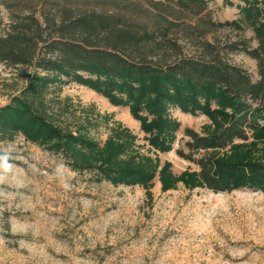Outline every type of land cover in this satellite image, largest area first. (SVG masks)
Listing matches in <instances>:
<instances>
[{
    "label": "trees",
    "instance_id": "16d2710c",
    "mask_svg": "<svg viewBox=\"0 0 264 264\" xmlns=\"http://www.w3.org/2000/svg\"><path fill=\"white\" fill-rule=\"evenodd\" d=\"M240 1L242 20L257 42L248 51L256 60V82L222 62L218 53L181 54L177 36L214 51L206 43L208 34L226 26L240 30L237 21L213 22L205 0H93L96 8L75 14L57 0H0L8 17L5 25L0 18V62L37 71L0 107V139L19 134L60 153L73 171H95L98 181L114 186H139L151 199L154 177L163 189L176 182L166 164L159 168L155 154L169 151L175 141L179 124L168 111L178 107L202 113L213 124L190 144L204 150L197 163L201 182L195 174L178 179L190 188L204 184L213 190L245 187L264 193V3ZM71 82L113 106L127 107L154 156L141 153L136 136L119 122L109 125L106 115L102 144L83 127L73 133L58 125L43 106L44 96L49 86L58 91L60 84Z\"/></svg>",
    "mask_w": 264,
    "mask_h": 264
},
{
    "label": "rangeland",
    "instance_id": "374dc122",
    "mask_svg": "<svg viewBox=\"0 0 264 264\" xmlns=\"http://www.w3.org/2000/svg\"><path fill=\"white\" fill-rule=\"evenodd\" d=\"M57 1L74 14L96 8L93 0ZM205 1L213 22L237 21L240 30L226 26L208 34L206 43L214 51L177 36L181 54L218 53L222 62L256 82V60L248 51L257 42L242 20L243 3ZM0 18L2 24L8 22L1 5ZM230 43L236 48H226ZM35 72L29 65L0 62V107L18 95ZM60 85L58 91L49 86L43 103L58 125L73 133L83 127V133L102 144L108 133L102 121L106 115L109 125L119 122L136 136L141 153L154 156L127 107L113 106L73 82ZM247 103L255 105L249 99ZM168 112L179 124L175 141L169 151L155 155L159 168L166 164L176 182L163 189L158 175L154 177L151 199L139 186H114L98 181L95 171H73L60 153L19 134L0 139V153L8 152L13 165L0 182V264H264V193L245 187L213 190L204 184L190 188L179 180L186 173L201 182L197 163L204 150L190 144L195 136L209 133L213 124L199 112L178 107ZM61 165L62 176H57Z\"/></svg>",
    "mask_w": 264,
    "mask_h": 264
},
{
    "label": "clouds",
    "instance_id": "9594fccd",
    "mask_svg": "<svg viewBox=\"0 0 264 264\" xmlns=\"http://www.w3.org/2000/svg\"><path fill=\"white\" fill-rule=\"evenodd\" d=\"M10 155L8 152L0 153V182H3L5 179V174L12 170L13 165L9 163ZM63 166H58L56 170L57 176H62ZM67 183H64V187H68Z\"/></svg>",
    "mask_w": 264,
    "mask_h": 264
}]
</instances>
